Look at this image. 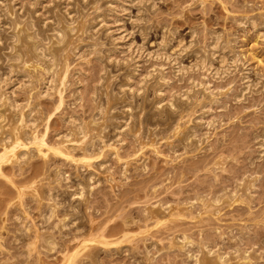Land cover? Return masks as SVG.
<instances>
[{"label":"rangeland","instance_id":"1","mask_svg":"<svg viewBox=\"0 0 264 264\" xmlns=\"http://www.w3.org/2000/svg\"><path fill=\"white\" fill-rule=\"evenodd\" d=\"M69 1L40 0L37 15L48 22L53 8L61 3L65 10ZM11 2L22 12L33 0ZM125 2L97 0L99 10L93 8L94 22L107 59L71 56L61 98L52 90L41 93L46 76L40 69L36 73L29 70L25 76L9 74L1 57V35L0 72L4 87L16 104L31 103L33 117L41 121L40 129L45 132L48 146L58 147L62 139L73 138V121H85L95 112V96L102 97L100 78L107 66L114 76V89L129 76L131 93L127 95L134 104L142 100L139 81L162 68L167 81L162 88L165 100L188 90L193 83H204L212 92L211 98H217L209 101L198 95L180 114L181 123L192 119L198 145L186 147L180 137L168 131L169 122L156 127L155 143L145 134L141 141L123 120L118 105L117 123H108L103 141L86 151L77 142L67 143V150L75 158L86 155L96 161L84 172L86 177L91 174L87 200L79 202L78 196L72 194L80 177L74 162L64 155L41 156L34 152L24 168L4 165L0 173V264L13 263L18 257L16 263L21 264L24 256L28 264H63L70 257L73 264H192L187 251H197L202 242L222 250H255L256 264H264V156L259 152L264 132V0H139L127 10L123 9ZM0 21L3 26L4 20ZM139 22L142 27L136 26ZM162 33L169 38L167 54L157 55ZM212 34L229 44L236 60L230 61L229 49L221 48L211 65L202 67L195 65L193 53L186 54L181 57L184 70L179 77L172 63L177 51L191 39L196 47L203 48ZM127 62L131 64L130 72ZM243 75L251 83L249 90L244 89ZM54 83L58 84L57 78ZM152 95L149 87L147 100ZM201 104L205 113L200 110ZM144 105L146 116L150 104ZM54 168L64 171L69 179L47 185ZM249 175L258 178L249 194L245 193L239 201L220 197L222 201L209 202L211 195L218 198V194L234 191L237 183ZM42 177L43 182L47 180L43 199L34 197L32 189V183ZM49 186L58 190L63 208L57 213L59 219L66 209L76 216L62 229L55 226L58 216L41 222V213L49 205ZM206 196L210 197L202 200ZM186 198L193 204L181 215L172 209L161 220L150 211L145 212L150 202L177 203ZM26 223L31 227L30 234L28 239L20 238L18 228ZM38 225L52 230L57 242L54 250L42 249L36 239ZM177 235L180 239L182 235L190 236L194 242L187 243L185 249L170 247ZM89 250L97 252L95 258L89 257Z\"/></svg>","mask_w":264,"mask_h":264},{"label":"bare ground","instance_id":"2","mask_svg":"<svg viewBox=\"0 0 264 264\" xmlns=\"http://www.w3.org/2000/svg\"><path fill=\"white\" fill-rule=\"evenodd\" d=\"M39 2L40 0H33L31 6L25 8L22 12H19L11 0H2V4H0V18L4 20V24L1 26L0 21V36H4V51L1 53V57L7 65L6 67L11 75L22 73L25 76L29 70L35 73L38 72L39 69L43 71L46 78L44 79V87L41 93L52 90L55 93H58L61 98L62 91L67 85V77L70 67L69 58L71 56L89 59L94 55L101 58L103 61H106L107 59L102 53V43L100 35L98 34L99 27H97L94 22L93 8H96V11H98L99 5L97 4V0H71L69 1L68 7L63 10L61 3H58L52 10V14L49 17L50 20L46 22L41 16L37 15ZM138 2L139 0H126L125 3L127 5L123 9L127 10L130 5ZM250 21L252 23L255 22L254 19ZM140 23L141 22L135 24L136 26H141ZM262 23L264 25V22ZM160 40V42L158 41L159 43H157L156 53L157 55H166L169 38L162 33V39ZM193 41L194 40L191 39L190 42H188L189 44L187 43V46L183 45V48H180L181 50L177 51L178 53H176L175 58L172 59L174 72L179 73V77H181L180 74L184 70L181 65V57L186 54L193 53L195 65L202 67L211 65L212 60L215 58V53L221 48L229 49L231 54L230 61L236 60L229 44L222 43L220 36L217 34H212L209 38V42L205 47L203 46V48L200 46V48L198 46L196 47L195 42ZM81 49L82 51H80ZM82 52L86 53V55L82 56ZM126 64L128 65L130 72L132 70V68H130L131 64L128 62ZM132 65V71L135 73V70L137 69L136 63L133 61ZM56 78L58 79L57 85L54 83V79ZM101 78L100 95H102V97L97 98L98 96H95L97 100L95 112L93 114L91 113L89 119L85 121L76 120L71 123L70 132L73 134V138L62 139L58 147H49L45 140V132L43 133L40 129L42 125L41 121L36 116L33 117L31 103L27 101V104H16L12 95L9 94L4 87V78L0 72V173L2 172V167L6 164H18L24 168V165L35 155L34 152H37L41 156H46L48 153L64 155L66 158L74 162L76 173L78 177H80L77 179V186L72 191V194L78 196L79 202L87 200L89 194L87 181L91 178V174L87 173L88 177H86V173L84 172L87 168L94 167L96 161L91 156L86 155L79 159L75 158L67 150L69 148L67 143L69 141L77 142L80 148L83 149V151H86L89 146H94L96 142L103 141L107 132V127L109 125L114 126L117 123L118 112L115 111L118 105L121 106L120 112L123 114V120L127 123L129 129L135 132V135L141 141H144L142 134H145L146 136H149L150 141L155 143L158 134L156 127L161 122H169V132L175 137H180L181 142H183L186 147H197L198 142L194 139L192 131V119L181 123L180 114L186 109V107L191 105L193 99L198 98V95H201L204 99L209 101L217 99L215 97L211 98L212 92L207 85L204 83H193L188 90L183 91V93L172 94L167 101L162 92L163 86L167 83L164 70L162 68H156L153 72H150L147 77H144L143 79L141 78L142 80L140 79L139 89L141 91L138 94L142 96V100L139 103L134 104L133 99H129L127 95L128 93H131L129 91V76H125L123 82L119 84L116 89L113 88L114 76L111 74L108 66L103 71ZM242 80L244 89L249 90L251 88V83L247 80V76L243 75ZM149 87L152 88L153 95L151 99L147 100L146 92ZM146 102L150 104V110L145 116L144 103ZM204 107L205 106L201 104L200 110L202 113L207 111ZM259 145V152L264 156V132L260 136ZM103 162L104 161L100 163ZM51 172L48 181L45 179L47 185L48 182L51 184L53 182L57 183L59 180L62 181L64 179H69V177H65L64 171L59 168H56L54 172L53 170ZM249 176L251 177L248 179L244 176L242 178V180L245 178L244 181L241 180L240 183L238 182V186L234 188L235 190L233 189L234 191L231 190L232 192L229 193L227 191L223 196L218 194V198L211 195L209 202H219L222 201L221 199L225 198L227 200L230 199L231 201H239L245 193L249 194L258 178L252 177V175ZM43 177L46 178L48 176L44 175ZM43 177L32 183V189L35 192L34 197L38 196L41 199L44 198V192L47 191L44 184L45 182H43ZM59 183L60 181L58 184ZM43 187L45 188L43 189ZM48 188L51 189L48 191L49 194H46L49 196V198L47 197L49 199V202L47 201L49 205L47 204L48 206H46V209L43 210L44 212L42 211L43 213H41V222L43 223L58 216V211L63 209L59 202L57 188H51V186ZM42 189L45 191L43 192ZM27 194L30 195V193ZM206 197H203L202 200L204 198L207 200L210 196ZM186 199L187 201H184ZM186 199H183V201L180 199L179 202H177L179 200L177 199V201L175 200L177 203L174 201L172 202L171 200L166 203L156 201L154 204H150V202L147 210L145 208V212L150 211L153 215H157L161 220L166 217V212H170L172 209H176L178 215H181L185 211H189L193 204V201L188 200V198ZM23 207L27 208V205L24 204ZM62 215L63 217H60V219L59 216L57 217L59 220L56 221L55 224L59 229H62L64 226L68 225L71 220L75 219V213L73 216L71 211L67 209L65 210V213L62 212ZM27 224L28 223L22 228L19 226L20 229L18 228V230L20 238L25 236L24 238L28 239L31 227ZM48 229L42 227V225L39 226L36 232V239L40 243L42 249L49 252L55 249L57 242L53 232H51L52 230L50 229L49 231ZM182 236V239L178 238V235L174 237L170 241V247L177 246L176 248L185 249L187 243L194 242V240H192L193 238L190 236ZM15 237L18 238V235ZM202 243L203 245H200L199 248L197 246L198 243L196 244L198 248V250L196 249L197 251H195V249H193V251L189 249L191 250L190 252L189 250L187 251L188 256L192 258V264H256L257 253L255 254V250L249 251V249L246 250L245 248L244 251H241L242 249H238V246H235L237 249L231 247L232 249L222 250L220 246H218L219 248H213L207 247L205 242ZM152 245H156V243L152 242ZM95 253H90L89 257L95 258ZM25 257L26 256H24V258ZM24 258L21 259L20 263L28 264ZM17 260L19 261V257L13 260V263L17 264ZM86 260L89 259L87 258ZM65 261L63 264H73L74 260L70 257ZM10 262L12 263V261L6 263L11 264ZM74 263L76 264V262Z\"/></svg>","mask_w":264,"mask_h":264}]
</instances>
